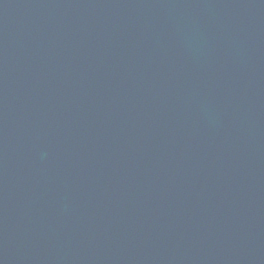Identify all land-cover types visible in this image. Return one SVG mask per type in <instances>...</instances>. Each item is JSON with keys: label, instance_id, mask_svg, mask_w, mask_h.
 I'll list each match as a JSON object with an SVG mask.
<instances>
[{"label": "water", "instance_id": "95a60500", "mask_svg": "<svg viewBox=\"0 0 264 264\" xmlns=\"http://www.w3.org/2000/svg\"><path fill=\"white\" fill-rule=\"evenodd\" d=\"M0 264H264V0H0Z\"/></svg>", "mask_w": 264, "mask_h": 264}]
</instances>
